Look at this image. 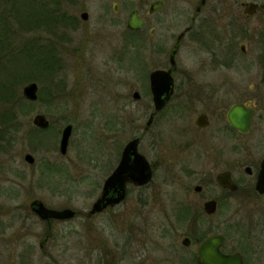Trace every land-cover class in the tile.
<instances>
[{"label":"rangeland","instance_id":"obj_1","mask_svg":"<svg viewBox=\"0 0 264 264\" xmlns=\"http://www.w3.org/2000/svg\"><path fill=\"white\" fill-rule=\"evenodd\" d=\"M49 1L58 5L55 8L49 6L54 13L52 21L56 24L48 28L54 31L26 36L38 37L40 45L52 48L53 56H48V59L56 60V73L29 70L31 60L26 61L25 57H15L11 62L14 65L7 73V77L14 71L25 72V76L30 73L34 80L18 87L21 100L29 103L27 115L17 121L21 126L20 132L10 133L4 141H0V264L21 261L22 258L17 255H28V260L34 264L46 259L31 256L43 255L53 256V264H77L83 221L75 218L67 223L55 224L54 240L40 248L43 226L37 218H31L29 205L33 201H41L52 209L69 208L85 212L90 208L100 192L99 187L116 167L125 143L142 133L153 111L150 73L169 68V52L176 37L191 25L195 9L200 4V0H165L166 7L162 11L148 16V6L156 0ZM228 1L233 5L234 10L228 9L233 16L238 5L235 0ZM113 3L118 6L116 12ZM226 6L225 0H207L195 20L193 31L208 32L205 36L220 34L223 37V63L228 62L227 67L205 66L216 54H221L217 43L213 49L217 53H214L212 49H203L187 35L176 58L178 71L175 76L178 81L175 96L186 94L187 83L202 87L205 94L219 96L223 81V112L239 101L242 95L251 94L262 75L258 67L248 66L250 61L241 57L239 36L233 25L236 22H229V17L226 19ZM135 9L144 24L140 34L131 37L126 29V20ZM83 12L88 15L86 21L80 17ZM261 18L264 19V14L256 17L253 24L258 23V30L264 31V20L260 21ZM16 27L15 23L11 24V29ZM150 30H155L154 36L149 34ZM226 31L230 38H225L228 35ZM24 38L21 34L17 42L24 41ZM131 40L140 48L139 53L132 54ZM250 47L249 51L254 53V46ZM35 54L36 50L32 53L33 57ZM5 76L3 74L1 80L5 81ZM31 83L37 85L35 102L28 101L22 94L23 88ZM134 91L139 92V100H133ZM213 100H218V97H213ZM174 105L175 98L141 141L139 151L154 165L155 177L149 188L129 189L125 204L116 210L120 223L141 221L137 210L140 198L149 203L148 206H154L152 201L157 199L158 203L170 207L183 201L188 190L189 197H192V189L203 184L201 174L213 168V164L210 165L202 155H196L204 154L211 129L200 133L202 141L199 149L198 145L195 149L188 145L181 148L175 145L179 142V132L194 127L195 117L194 114L188 116L180 124L175 114L178 109H174ZM37 114L45 116L49 129L33 125L32 120ZM68 124L73 126V132L67 153L61 155L58 151L60 135ZM31 130L38 135L33 133L32 137L28 136L27 132ZM181 135L186 141L195 137L192 132ZM155 137L160 140L157 149L152 145ZM9 138L12 140L8 141ZM214 141L218 143L219 139L215 137ZM235 141V138L223 134V143ZM27 154L34 158L33 165L24 161ZM219 168L223 169V165ZM195 170L198 174L191 177ZM166 176L169 182L161 183ZM178 176H182L179 180L184 186L177 182ZM160 184L163 188H156ZM219 194L210 186L204 187L196 202L215 198ZM27 216L28 219L24 220ZM148 216L155 218L156 222L163 220L160 214ZM95 221L98 228H104L101 226L106 223L104 216ZM24 227L30 230L31 235L18 239Z\"/></svg>","mask_w":264,"mask_h":264},{"label":"flooded vegetation","instance_id":"obj_2","mask_svg":"<svg viewBox=\"0 0 264 264\" xmlns=\"http://www.w3.org/2000/svg\"><path fill=\"white\" fill-rule=\"evenodd\" d=\"M156 1H162L163 6L152 14H149L147 10L148 16H152L166 7L165 0ZM206 1L200 0L191 25L176 37L169 52V68L156 69L171 71L173 94L159 111H155L151 94L153 111L149 114L144 130L139 136H133L131 140L125 143L121 151L122 155L125 146L131 141L137 140V152L146 160L151 171L149 181L140 186L130 180L125 181L124 197L119 203H112V200L117 197V188L111 189L106 196L109 200L102 202L99 209L93 212V206L102 197L106 180L118 167L120 155L116 167L105 178L99 187V194L85 212L70 209L74 215L69 219L49 218L42 220L32 206L35 201L31 202L29 205L31 218H37L43 226L41 233L43 242L40 244V248L54 240L53 227L55 224L67 223L79 218L83 224L79 233L77 264H227L225 261L231 262V264H264V31L258 30V23L253 24L256 17L264 14V0H235L238 10L233 16L228 11V9L234 10L233 5L225 0L227 4L225 17L226 19L229 17V22H236L233 25L236 27L239 38L235 34L234 36L240 41L239 52L241 57L250 61L248 66L258 67L262 73L260 82L254 85L251 94L242 95V98L228 107L225 112H223L225 108L223 106V81L219 96L205 94L202 92V87L188 83L185 88L187 89L185 90L187 91L186 94L175 96L176 87H178V81L175 80L178 71L176 58L182 41L187 35L190 40L199 44L203 49H212L214 53H217L213 50L215 43H217V49L221 50V52L219 51L221 54H216L215 58L205 66L223 68V65L229 64L226 61L223 63V37L220 34L219 36H205L208 32L193 31V28L196 27L195 20ZM82 14L80 17L86 21L88 15L84 19ZM262 20L264 19L261 18L260 21ZM142 22L144 24L143 20ZM198 28H200V24H198ZM149 34L154 36L155 30H150ZM227 34L225 38H230L229 32ZM250 45L254 46L252 48L254 53L249 51ZM173 50H176V53L174 55L175 62L172 65L170 56ZM197 80L198 78L196 82ZM181 86L183 87V85ZM213 97H218V100H213ZM174 98L176 105L173 108L178 109V113L175 114L180 124L186 121L188 116L192 117L194 114L195 117L193 120L194 127L184 131L194 133L195 137L186 141L184 135H181L184 132L181 131L178 136L179 142H175V145L178 148L188 145L193 149L198 145L199 149L200 141H202L200 133L211 129L205 142L207 146L204 154L196 153V155H202L210 165L213 164V168H210L208 172L205 170L206 172L201 174L203 184L192 189V197H189V190L186 191L184 200L175 206L170 200L169 203L173 207H165L162 202L158 203L157 199L152 201L154 206H148L149 203L140 198L137 210L141 221L134 223L129 220L120 223L121 220L116 210L125 204L129 189L131 187L135 190L146 189L153 182L155 167L140 153V144L145 134L154 126L158 117L163 116L165 109L170 106ZM234 105H238L242 109L237 118L241 129L232 127L228 119L229 110ZM246 122V129H244L243 126ZM223 134L235 138L236 141L231 144L223 143ZM215 137L219 139L218 143L214 141ZM159 141V138H154L152 145L155 146V149L159 147ZM192 153L195 151L192 150ZM194 161L196 164L198 163L197 159ZM222 165L223 169L219 168ZM109 169L110 166L108 165L107 170ZM197 171L195 170L191 177L197 175ZM218 174H223V188L216 182ZM181 178L182 176H178L177 182H181L179 185L184 186L179 180ZM167 182H169V178L166 176V180L161 183ZM208 186L220 194L215 198L196 202V197H200L204 187L208 188ZM156 188H163L162 184ZM208 202H215V207H205V203ZM65 209L69 208L53 210ZM149 214H160L163 220L156 222L155 218L148 216ZM103 216L106 223L101 226L104 228H98L95 220ZM27 219L28 216L24 220ZM21 231L18 239L31 235L30 230L26 227ZM88 235L90 238H85ZM208 241L211 244L206 249L205 245ZM16 257H21L22 260L13 261V264H34L28 260V255H17ZM31 257L46 259L39 260L40 264L55 263L54 257L51 255Z\"/></svg>","mask_w":264,"mask_h":264},{"label":"trees","instance_id":"obj_3","mask_svg":"<svg viewBox=\"0 0 264 264\" xmlns=\"http://www.w3.org/2000/svg\"><path fill=\"white\" fill-rule=\"evenodd\" d=\"M49 6L51 8L58 7L57 4L53 5V2L49 0H0V141H4V137L10 133L20 132L21 126L17 121L21 116L27 115L29 103L21 100L22 98L17 93L18 87L34 80L30 73L25 76V72L17 71L7 77L9 68L14 65V63L11 64L12 60L15 57H25L26 61L31 60L29 70L35 69V71L48 74L56 73V60H49L54 53L52 48L40 45L38 37L27 38L26 36L29 33H52L54 31L48 28L49 25L56 24L52 21L51 17L54 13L49 9ZM12 23L17 25L16 29H11ZM53 27L55 28V26ZM139 32L128 31L131 37H137ZM21 34L25 37L24 41L17 42ZM131 49L132 54L140 52V48L132 40ZM35 50L36 54L33 57L32 53ZM48 56L51 57L48 59ZM3 74H6L5 81L1 80ZM33 133L37 132L32 130L27 132L31 137ZM11 140L12 138H9L8 141ZM36 143L39 142L36 141Z\"/></svg>","mask_w":264,"mask_h":264},{"label":"water","instance_id":"obj_4","mask_svg":"<svg viewBox=\"0 0 264 264\" xmlns=\"http://www.w3.org/2000/svg\"><path fill=\"white\" fill-rule=\"evenodd\" d=\"M163 6L162 1H155L150 4L148 12L152 14L158 11ZM114 11L116 12L118 9L117 4L113 3ZM87 14H82V17L86 19ZM142 27V20L138 18L137 10H133L127 17L126 28L128 30H140ZM176 50H173L170 56V62L173 65L174 55ZM171 71H162L157 70L150 74V90L153 96V105L155 111H159L165 102L169 99V97L173 94V78L171 76ZM23 96L30 102H35L37 100V85L35 83L28 84L23 88L22 92ZM133 100H139L140 94L137 91L132 93ZM242 111L241 107L238 105H234L230 108L228 119L232 127L236 129H241V125L237 120L238 114ZM247 120V119H246ZM32 123L35 127L40 129H46L49 126V121L42 114H37L34 116ZM150 123V122H149ZM246 124H244L243 128L246 129ZM73 126L71 124L66 125L60 135V140L58 144V151L61 155H65L68 150L69 142L72 136ZM24 161L33 165L35 160L30 155L27 154L24 156ZM151 177V171L146 160L137 152V140L131 141L128 143L121 155L120 162L118 167L113 172V174L106 180L103 194L101 199L93 206V212L97 211L102 202H106L109 199L106 198L108 192L111 189L117 188L116 193L117 197L112 200V203H119L124 197L125 190V181L130 180L137 185L146 184ZM217 184L223 188V174H218L216 177ZM34 207L35 213L42 220H47L49 218L64 220L73 217L74 212L70 209H65L61 211L53 210L46 208L41 202L35 201L32 203ZM205 207L214 208L215 202L205 203ZM211 244L208 241L205 245L206 249L209 248ZM227 264H231V262L225 261Z\"/></svg>","mask_w":264,"mask_h":264}]
</instances>
